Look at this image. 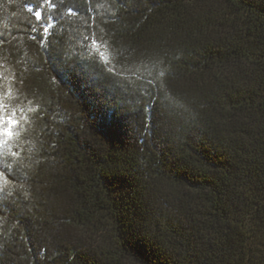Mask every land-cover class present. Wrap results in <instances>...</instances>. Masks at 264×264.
<instances>
[{
  "label": "trees",
  "instance_id": "1",
  "mask_svg": "<svg viewBox=\"0 0 264 264\" xmlns=\"http://www.w3.org/2000/svg\"><path fill=\"white\" fill-rule=\"evenodd\" d=\"M0 103V264H264V0H0Z\"/></svg>",
  "mask_w": 264,
  "mask_h": 264
},
{
  "label": "snow or ice",
  "instance_id": "2",
  "mask_svg": "<svg viewBox=\"0 0 264 264\" xmlns=\"http://www.w3.org/2000/svg\"><path fill=\"white\" fill-rule=\"evenodd\" d=\"M45 3H51V0H44ZM30 11H32V9H30ZM69 12H72V9H69ZM35 18L37 21H43V14L40 11H35L34 12ZM44 29V32L47 33L49 31V26L46 24L41 25ZM16 121L14 118L9 117L8 115V110H7V106L3 103H0V126L3 125H13L15 124ZM5 135H11L10 131H6L4 133Z\"/></svg>",
  "mask_w": 264,
  "mask_h": 264
},
{
  "label": "rangeland",
  "instance_id": "3",
  "mask_svg": "<svg viewBox=\"0 0 264 264\" xmlns=\"http://www.w3.org/2000/svg\"><path fill=\"white\" fill-rule=\"evenodd\" d=\"M2 135H0V138H1Z\"/></svg>",
  "mask_w": 264,
  "mask_h": 264
}]
</instances>
